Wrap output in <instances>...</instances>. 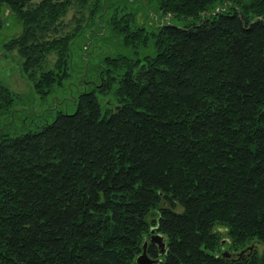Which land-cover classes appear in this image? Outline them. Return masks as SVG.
Returning <instances> with one entry per match:
<instances>
[{
    "label": "trees",
    "instance_id": "trees-1",
    "mask_svg": "<svg viewBox=\"0 0 264 264\" xmlns=\"http://www.w3.org/2000/svg\"><path fill=\"white\" fill-rule=\"evenodd\" d=\"M1 4L0 264H264V0Z\"/></svg>",
    "mask_w": 264,
    "mask_h": 264
},
{
    "label": "rangeland",
    "instance_id": "rangeland-1",
    "mask_svg": "<svg viewBox=\"0 0 264 264\" xmlns=\"http://www.w3.org/2000/svg\"><path fill=\"white\" fill-rule=\"evenodd\" d=\"M71 12L72 11L68 9L62 16L61 26L63 30H67L69 27ZM0 16L1 18H3V24L2 27L0 28V79L5 85H7L11 90L16 92L17 94L23 96L24 95L29 96L28 98L24 96L21 100L16 101L15 105L13 106V109H19V108L28 109L30 106L40 109L42 106H45L46 103L48 102L45 103L42 102L41 100L39 101L36 95H35L36 97H34L30 83L27 81L24 75L21 74L19 70V65H18L19 58L17 57L15 50L11 49L6 51L2 46L3 42L6 40L8 36L16 34L19 31L20 25L16 21L11 10L8 9L5 4L0 5ZM115 49L119 50V47H115ZM71 54L72 55L70 60H71V65L72 66L74 65L73 66L74 69L76 68L75 66L77 65V62L79 61L75 58L74 50L71 52ZM52 58L53 55H49V59L52 60ZM67 93H69V91H66L65 89H63L62 91L61 88H56V87L52 92V94L58 95L59 97L61 95L62 96L66 95ZM58 108L63 110L64 109L70 110L72 109V105L69 103V101L66 100L63 103H59ZM11 120L12 117L10 118L9 121ZM29 120H30L29 116L22 117L21 115H19V119L18 120L16 119L14 123L16 126L19 124L20 126L21 124L30 125Z\"/></svg>",
    "mask_w": 264,
    "mask_h": 264
},
{
    "label": "water",
    "instance_id": "water-1",
    "mask_svg": "<svg viewBox=\"0 0 264 264\" xmlns=\"http://www.w3.org/2000/svg\"><path fill=\"white\" fill-rule=\"evenodd\" d=\"M149 242L152 244H155L158 248V251L161 253L164 250V236L159 233H151L149 235ZM145 245H146V240H143L142 245H141V250L139 253L134 258L135 264H150L154 259L147 255L145 252Z\"/></svg>",
    "mask_w": 264,
    "mask_h": 264
}]
</instances>
